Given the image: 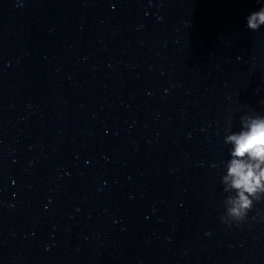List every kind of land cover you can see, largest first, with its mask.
<instances>
[{"label":"water","instance_id":"95a60500","mask_svg":"<svg viewBox=\"0 0 264 264\" xmlns=\"http://www.w3.org/2000/svg\"><path fill=\"white\" fill-rule=\"evenodd\" d=\"M262 6L0 0V264H264V199L221 220Z\"/></svg>","mask_w":264,"mask_h":264},{"label":"clouds","instance_id":"9594fccd","mask_svg":"<svg viewBox=\"0 0 264 264\" xmlns=\"http://www.w3.org/2000/svg\"><path fill=\"white\" fill-rule=\"evenodd\" d=\"M264 26V6L246 17V27L258 31ZM240 130L226 132L224 142L231 145L230 158L223 162L221 177L228 195L223 204L222 222L239 225L244 222L254 203L264 199V115H244Z\"/></svg>","mask_w":264,"mask_h":264}]
</instances>
